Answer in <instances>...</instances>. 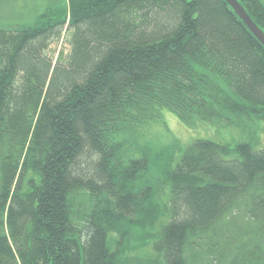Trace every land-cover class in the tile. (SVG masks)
Returning a JSON list of instances; mask_svg holds the SVG:
<instances>
[{
    "label": "trees",
    "instance_id": "1",
    "mask_svg": "<svg viewBox=\"0 0 264 264\" xmlns=\"http://www.w3.org/2000/svg\"><path fill=\"white\" fill-rule=\"evenodd\" d=\"M238 2L264 33V0ZM163 111L264 121V47L225 0H46L0 25V264H264V148L140 144Z\"/></svg>",
    "mask_w": 264,
    "mask_h": 264
},
{
    "label": "rangeland",
    "instance_id": "2",
    "mask_svg": "<svg viewBox=\"0 0 264 264\" xmlns=\"http://www.w3.org/2000/svg\"><path fill=\"white\" fill-rule=\"evenodd\" d=\"M46 0H0V25L13 23L25 24L39 13ZM66 59L70 46L65 42L64 34L52 42L47 54L55 61L58 53ZM196 139H208L231 146L240 142H250L254 148H264V121L242 119L239 123L200 122L189 128L182 124L174 113L163 111L162 120L150 126L140 144H149L154 148H164L176 143L175 147L184 148ZM178 155V152H177Z\"/></svg>",
    "mask_w": 264,
    "mask_h": 264
},
{
    "label": "water",
    "instance_id": "3",
    "mask_svg": "<svg viewBox=\"0 0 264 264\" xmlns=\"http://www.w3.org/2000/svg\"><path fill=\"white\" fill-rule=\"evenodd\" d=\"M225 1L229 4V6L233 9V11L237 14V16L242 20V22L246 25V27L250 30V32L255 36V38L264 47L263 31L253 21V19L249 16L247 11L238 2V0H225Z\"/></svg>",
    "mask_w": 264,
    "mask_h": 264
}]
</instances>
